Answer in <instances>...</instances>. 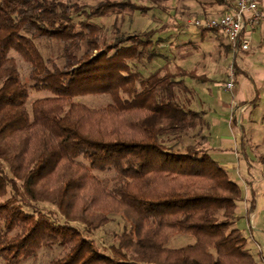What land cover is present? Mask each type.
<instances>
[{"label": "trees", "instance_id": "16d2710c", "mask_svg": "<svg viewBox=\"0 0 264 264\" xmlns=\"http://www.w3.org/2000/svg\"><path fill=\"white\" fill-rule=\"evenodd\" d=\"M147 8L132 0H0L4 262L58 246L47 264H256L234 225L243 192L196 141L207 138L202 113L175 93L190 91L185 77L205 76L177 64L171 69L169 60L143 75L137 64L160 55L154 30L107 34L97 22ZM41 41L58 42V56L44 57ZM12 51L26 64L24 75ZM32 92L43 94L31 98ZM100 94L111 100L94 107L76 99ZM185 135L194 141H183ZM256 161L264 184V149ZM113 215L123 229L99 246L89 233ZM175 234L193 241L168 247Z\"/></svg>", "mask_w": 264, "mask_h": 264}, {"label": "rangeland", "instance_id": "374dc122", "mask_svg": "<svg viewBox=\"0 0 264 264\" xmlns=\"http://www.w3.org/2000/svg\"><path fill=\"white\" fill-rule=\"evenodd\" d=\"M89 4L95 3L97 0H80ZM144 6H148L145 12H132L130 10H123L122 12H112L97 20L99 24L103 26L104 32L110 34L117 28L120 32H140L144 30H154L151 37L152 40L157 42L154 48L160 54L152 62L147 61L139 62L137 64L138 69L143 75H146L151 70L162 64L164 61L169 60L170 68L173 69L172 59L177 50V46L186 45L196 47L197 49H209L210 37L212 34L210 31L201 35L197 33L196 37H192L190 33L185 32L182 28V24L195 16H202L203 14H218L220 8L218 4L207 3L210 0H132ZM214 8V9H210ZM204 9V10H203ZM181 26V27H180ZM182 31L180 32L179 30ZM201 36L203 39H201ZM220 40L224 41L221 37ZM186 41V42H183ZM185 43V44H184ZM37 46L44 57L58 56L59 44L56 41H41L37 42ZM194 51V50H193ZM16 58L21 75H24L27 71L26 64L21 60L19 55L15 52H11ZM187 57V56H185ZM231 61V56L228 55L225 59H219L215 63L216 69L211 70L214 72L210 75L211 80L197 81L189 77L184 78V84L188 90L175 87V93L182 105L197 106L200 109H206L205 117L209 120V124L212 132V140L217 141L218 135L221 133H228L230 130L229 125L226 123L228 119L229 110L224 109L226 103L231 99V93L223 89L222 83L226 80V73H224V67ZM187 63V62H186ZM223 66V67H222ZM237 80L241 82L244 80L242 75H239ZM221 86V87H220ZM43 93L32 92L31 98L42 95ZM77 100L86 103L89 106L98 107L108 101L110 97L106 94L100 95H85L76 97ZM220 100L224 103L220 104ZM253 109L251 112V121L243 122L244 126L252 132L253 139L249 141L245 139L248 146V160L252 163V169L248 170L243 167V170L233 172V176L240 178L251 179L260 176V164L256 161L257 155L264 149V87L258 90L257 97L254 101L247 102ZM209 108V109H208ZM214 117L218 118L217 120ZM255 120V122H254ZM216 127V128H214ZM204 131V129H203ZM191 131H189L190 133ZM192 133V132H191ZM188 134V133H187ZM198 140L199 145L206 146V141L202 138H195ZM183 141H194L189 136H184ZM217 144V142H216ZM214 159L217 160L215 156ZM255 181L254 192L257 199L254 207L247 213L246 208L248 204L240 201L237 208L241 211L236 212L237 219L235 226L240 229L241 232L247 237L246 246L253 254L256 264H264V191L261 192L259 187V181ZM261 185L264 186L262 181ZM260 185V186H261ZM46 208L55 210L50 204H42ZM237 210V209H236ZM125 222L118 216L113 215L112 221L101 226L97 230L89 233L99 246H108L115 241V236L123 229ZM193 241V238L189 235L175 234L169 238L166 245L168 247H177L185 245ZM60 247L54 246L52 248L42 247L36 251L34 255L26 258L25 260L17 264H47L49 259L58 255ZM0 264H8L0 258Z\"/></svg>", "mask_w": 264, "mask_h": 264}, {"label": "crops", "instance_id": "0c3cea01", "mask_svg": "<svg viewBox=\"0 0 264 264\" xmlns=\"http://www.w3.org/2000/svg\"><path fill=\"white\" fill-rule=\"evenodd\" d=\"M231 1L232 0H227L228 3H231ZM261 5L264 7V0L261 1ZM218 6L220 7L217 8V10H219V13L210 15H220L231 5L229 4L225 7L224 4H220ZM179 31L181 32L182 29ZM208 31L212 33L209 34V49H197L196 47H192L191 49V47L187 46V44L183 46L179 45L177 46V50L173 55L172 66L174 64H177L185 69L195 70L197 74L204 75L206 81L211 80L210 75L214 74V72H212L211 70L218 67L216 66L214 68L217 60L223 58L225 59L228 55L231 56V61L228 63V65H230L231 63L233 64V67L235 69L236 81L234 90L230 92L231 99L230 101L225 102L226 107H224V109L227 110V112L229 110L230 113L228 114L229 116L226 121V123L230 127L228 133H221L220 135H218L217 141H215L214 139L211 143V139L213 136H211L212 132L209 120H207L205 117L206 109H200L199 107L195 106V104L194 106H191V108L196 111H200L203 115V118H205L206 122L208 123L206 147L210 151V154L217 158L220 165L228 171L230 177L238 183L243 192L242 201L248 204L252 195L254 194L253 198L255 205V202L257 203L254 192V185L256 180L259 181L257 182L259 183V187H261V192L264 191V186L260 184V176L258 175L256 179L253 177L251 179H238L237 177L233 176V172L236 171L239 174V170H243V167H245L247 172H249L248 170L252 169L253 167L252 163H249L250 161L246 158V156L248 155L247 153L249 146L246 144L253 139L252 132H250V130L244 126L243 122H245V120L251 121L250 119H254L251 117V111L253 109L247 102L251 103V101H254L257 97L258 90L264 87V26H257L254 30L251 31V45L250 48L246 51H233L227 40L218 31H214L211 29L205 31H201V29L185 30V32L190 33L192 37H196L197 33H201V35L203 36V34L207 33ZM202 36L201 39H203ZM218 37H221L224 41L220 40ZM228 65L224 67V73H226ZM239 75H242L244 77V80H242L241 82L237 80ZM221 103L223 104L224 102L220 100V104ZM237 104L243 106V110L238 115L236 114L235 107V105ZM214 119L217 120L218 118L214 117ZM242 139H244V141L245 139L249 140L247 142L245 141L246 153H243L242 151ZM236 209V212L241 211L240 208Z\"/></svg>", "mask_w": 264, "mask_h": 264}, {"label": "built area", "instance_id": "2783aa9c", "mask_svg": "<svg viewBox=\"0 0 264 264\" xmlns=\"http://www.w3.org/2000/svg\"><path fill=\"white\" fill-rule=\"evenodd\" d=\"M262 0H232L230 7L220 15H202L191 17L182 24L185 30L216 29L229 43L231 49L246 51L251 45V31L264 26V7ZM224 90L232 92L235 88V69L228 65ZM238 115L243 106L235 105Z\"/></svg>", "mask_w": 264, "mask_h": 264}]
</instances>
